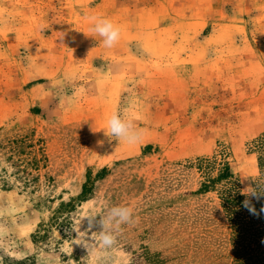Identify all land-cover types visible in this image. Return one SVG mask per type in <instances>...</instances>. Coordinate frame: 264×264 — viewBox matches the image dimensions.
Listing matches in <instances>:
<instances>
[{
    "label": "rangeland",
    "instance_id": "obj_1",
    "mask_svg": "<svg viewBox=\"0 0 264 264\" xmlns=\"http://www.w3.org/2000/svg\"><path fill=\"white\" fill-rule=\"evenodd\" d=\"M0 9V264H103L106 250L84 229L91 213L100 236L124 205L135 224L183 235L228 219L221 194L245 201L255 197L243 190L264 189V0H0ZM89 12L120 26L114 48L89 30ZM77 86L86 94L68 107ZM131 105L145 131L135 147L103 130L108 113ZM88 179L70 223L55 220ZM131 179V193L104 211ZM201 183L207 191L189 194Z\"/></svg>",
    "mask_w": 264,
    "mask_h": 264
},
{
    "label": "trees",
    "instance_id": "obj_2",
    "mask_svg": "<svg viewBox=\"0 0 264 264\" xmlns=\"http://www.w3.org/2000/svg\"><path fill=\"white\" fill-rule=\"evenodd\" d=\"M260 143L263 153L259 156V162L264 164V140ZM104 171L105 168L97 176H101ZM223 176L219 175L218 178ZM92 182L89 179L85 181L75 197L58 205L54 210L55 220H59L58 216L62 215L59 222L70 223L75 202L85 200ZM130 184L138 182L131 179L114 189L110 196L105 197L102 209L105 211L115 198L131 193L133 188H129ZM208 187L209 183H201L197 191L189 194L197 195L207 191ZM256 191L263 192L264 189L258 188ZM243 202L242 195L221 194V205L228 219L219 227L198 225V228L180 235L169 225L159 226L157 221H150L126 225L116 223L109 232L116 238V247L127 253L130 264H264V212H260L264 206V195L259 199H250L257 211L255 215L243 206ZM159 205L155 201L149 208L154 209ZM215 206L211 207L209 215L219 211L213 210ZM98 215L99 212L91 213L84 228L88 240L93 233L91 237L95 245L101 241L98 225H93ZM185 235L188 237L184 238ZM103 249L106 250L102 256L103 264H113L115 248Z\"/></svg>",
    "mask_w": 264,
    "mask_h": 264
},
{
    "label": "clouds",
    "instance_id": "obj_3",
    "mask_svg": "<svg viewBox=\"0 0 264 264\" xmlns=\"http://www.w3.org/2000/svg\"><path fill=\"white\" fill-rule=\"evenodd\" d=\"M4 15L3 10L0 9V18ZM84 20L88 22L89 30L102 40L103 47L106 49L114 48L121 40V28L115 24L110 18L103 17L96 13H85ZM64 79L69 82H76V75L74 73H66ZM86 94V88L77 86L73 90V94L67 98L65 105L72 107L80 102ZM137 112L136 105H131L130 108L125 109L123 113L120 111H112L107 114L105 118L106 128L103 129L105 134L116 138L120 144H126L129 147L138 145L144 137L145 131L137 127ZM245 195L256 197L264 195V192L243 190ZM243 206L252 214H257L254 206L251 205L250 200L246 199ZM260 212H264V206L261 207ZM110 219H115L117 224L126 225L133 223L135 220L134 209L131 206H115L110 211ZM101 244L105 249L115 248V255L113 264H130L129 257L122 249L116 247V238L108 231L102 233ZM98 255L94 253L93 256Z\"/></svg>",
    "mask_w": 264,
    "mask_h": 264
}]
</instances>
